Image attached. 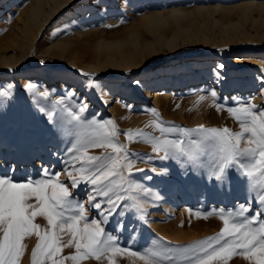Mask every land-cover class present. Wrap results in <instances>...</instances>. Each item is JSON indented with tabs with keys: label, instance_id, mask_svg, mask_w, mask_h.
I'll list each match as a JSON object with an SVG mask.
<instances>
[{
	"label": "rangeland",
	"instance_id": "rangeland-1",
	"mask_svg": "<svg viewBox=\"0 0 264 264\" xmlns=\"http://www.w3.org/2000/svg\"><path fill=\"white\" fill-rule=\"evenodd\" d=\"M25 1L0 0V39L17 32L14 22L18 10L31 2ZM13 7H17L16 13ZM173 9L183 10L179 17L184 20L179 18L178 24L165 14L168 24L155 31L144 20L147 14ZM263 23L264 0L66 1L36 33L25 56L23 48L10 46L8 54L23 57L17 66L0 67V91L13 86L10 97L0 96V177L24 182L42 178L45 169L59 173L60 181L88 209V217L101 219L98 210L89 204V196L96 195V186L81 182L71 187L68 172L78 176L75 168L81 162L72 159L76 153L69 149L93 131L89 122L115 123L118 142L129 153L133 167L121 169L123 180L120 176L110 177L113 183L108 186L126 199L117 201L118 207L102 227L116 238V246L127 251L107 253L99 261L93 258L82 264H109V260L115 264H145L130 253H143L154 242L175 252L215 236L223 228L221 209L236 212L240 205L249 203L253 212L245 215L264 209L259 203L262 189L253 187L254 181L235 168L227 170L226 180L217 181L209 177L206 168H194L179 158L162 159L163 152H154L153 145L146 142L150 137H180L177 132L162 134L154 127L157 120L170 129H197L203 125L239 132L240 124L229 108L255 105V110H264V66L238 62L245 56L264 59ZM178 27L186 29L180 33ZM173 33H177L174 42L181 45L190 36L206 34L209 40L170 50L161 37L169 39ZM132 37L140 47L157 43L158 52H141L131 64L123 66L114 62L121 56L116 48L106 52L99 42L123 41L120 49L127 52L134 46ZM57 44L67 46L61 50ZM25 77L34 80L27 85L22 81ZM90 80L98 82L100 88L88 87ZM61 83L69 87L62 89ZM158 89L164 90L163 97L154 101L153 92ZM213 90L215 99L210 94ZM42 92L49 94L47 99L40 96ZM202 95L205 99L199 101ZM80 105H86L81 120L72 121L67 109L78 112ZM49 113H54L51 120ZM138 130L145 136L129 141L124 135ZM88 151L95 156L112 154L111 149ZM105 199L96 195V201ZM36 222L46 225L42 217ZM37 241L35 235L25 239L27 247L20 264H31ZM72 252L74 249L65 248L63 254ZM228 264L252 262L236 255Z\"/></svg>",
	"mask_w": 264,
	"mask_h": 264
},
{
	"label": "snow or ice",
	"instance_id": "snow-or-ice-1",
	"mask_svg": "<svg viewBox=\"0 0 264 264\" xmlns=\"http://www.w3.org/2000/svg\"><path fill=\"white\" fill-rule=\"evenodd\" d=\"M87 86L100 88L99 83L92 80ZM12 88V85H8L0 91V96L10 97ZM210 94L216 98L214 90ZM48 95L47 92L40 93L44 99ZM204 99L203 95L199 97V101ZM85 109L86 105H80L78 112H73L71 108L67 111L72 121L79 122L80 113ZM255 109V105L228 109L240 124L239 132H233L227 127L205 128L203 125L197 129H170L157 120L154 127L162 134L177 132L180 137L163 140L150 137L146 142L153 145L154 152H163L162 159L179 158L194 168H206L209 177L217 181L226 180L227 170L235 168L254 181L253 187L258 185L262 189L259 203L264 205V110ZM53 115L54 113H49L50 120ZM89 127L93 131L86 138L78 139L73 148L69 149L76 153L72 159L81 162V166L75 168L78 176H74L72 172H68V175L72 177V188L81 182L89 183L96 186V195L106 198L96 201V195L89 196V204L98 210L101 219L88 217V209L75 199L69 186L60 181L59 173H51L45 169L42 178H29L24 182L2 176L0 264H20L27 247L24 241L33 235L38 241L31 252V264H82L93 258L99 261L107 253L115 255L127 251L116 246V238L106 232L102 225L107 223V217L118 207L117 201L126 199L115 188L108 186L113 183L110 177L120 176L123 180L121 169H131L133 162L124 146L118 142L119 133L114 122L97 124L93 121L89 122ZM124 135L129 141L145 136L139 130L135 133L126 132ZM193 135L197 138L192 139ZM89 148L111 149L112 154L90 155ZM121 191L124 189L121 188ZM137 207L143 211L142 205L138 204ZM251 212L253 209L250 203L240 205L236 212L229 210L225 213L221 209V231L187 248L173 252L166 247L155 246L154 242V246L145 249L143 253L130 254L138 256L145 264H228L236 255H242L252 264H264V221L261 220L264 209L245 215ZM37 217L44 218L46 225L37 223ZM64 236L68 239L65 240ZM65 248L74 249V252L64 255ZM109 264H115V261L109 260Z\"/></svg>",
	"mask_w": 264,
	"mask_h": 264
},
{
	"label": "bare ground",
	"instance_id": "bare-ground-1",
	"mask_svg": "<svg viewBox=\"0 0 264 264\" xmlns=\"http://www.w3.org/2000/svg\"><path fill=\"white\" fill-rule=\"evenodd\" d=\"M9 1V0H8ZM15 1V0H14ZM30 1V0H28ZM66 1H69V0H31V2L29 3H25L23 7H18L19 8V15L17 16V18H15V22H14V25L16 26L17 28V32H15V35H14V32L13 34H5L3 37H1L0 39V67H5V66H8L9 69L10 68H14L17 66L18 62L21 59H17L15 54H8V51L9 49H12L10 46L14 45V48L15 46H19L20 48H23L22 50V55H26L29 47L32 45L33 43V40H34V37L36 35V33L42 28V26H44V24L51 18L52 14L58 9L59 6H61L63 3H65ZM27 2V0L25 1ZM9 3V2H8ZM1 4V3H0ZM95 4V2H94ZM255 4V3H254ZM20 5V4H19ZM22 5V4H21ZM245 5H252V3H245ZM244 5V6H245ZM254 6V5H253ZM257 6V5H256ZM260 6V5H258ZM262 7V6H260ZM14 12L16 13V8L13 7ZM168 12V11H167ZM158 12V13H152V14H147L145 17H144V20H147L148 21V25L149 27H151L150 29H156L158 30V28H161L163 26H166L168 23H167V17L164 16L165 14L166 15H169L172 17L173 21L175 23H180L179 22V14L183 13V10H179V9H173L172 11L170 12ZM189 12V11H188ZM188 12H184V13H188ZM184 17V16H183ZM14 19V18H13ZM182 19V18H181ZM184 18L181 20L183 21ZM258 20V19H257ZM172 21V22H173ZM173 22V23H174ZM256 22V21H255ZM258 22V21H257ZM256 22V23H257ZM261 22V20H260ZM167 23V24H166ZM264 24V23H263ZM13 25V24H12ZM11 25V26H12ZM13 25V26H14ZM175 25V24H174ZM260 25V24H259ZM262 25V23H261ZM176 26V25H175ZM264 26V25H263ZM263 26H262V29H263ZM257 27V26H256ZM179 28V27H178ZM188 28V27H187ZM227 28V27H225ZM183 29H186V27H183V28H179L178 32H182ZM261 29V28H260ZM16 30V29H15ZM225 30V29H224ZM11 31V30H10ZM154 31V32H155ZM263 31V30H262ZM163 32V31H161ZM174 32V31H173ZM177 32V31H176ZM227 32V31H226ZM264 32V31H263ZM262 33V32H261ZM177 33H173L169 39L167 38H164L161 37V41H163L164 43H166L168 45V48L170 50H173V49H176L177 47L179 46H189V45H193V44H196V43H204V42H207L209 40V37L208 35L206 34H203L201 35L200 37H188V38H184L183 39V43L182 45L174 42L175 41V37L177 36L176 35ZM254 34V33H253ZM258 34V32H257ZM255 34V35H257ZM260 34V33H259ZM170 35V34H169ZM179 35V34H178ZM258 36V35H257ZM264 37V33L263 35L261 34V38ZM260 38V36H259ZM260 38V39H261ZM128 39V38H126ZM263 39V38H262ZM132 40H133V43H134V46H132L133 48L128 50L127 52H124L121 48L123 44V41L118 43L117 41H99L103 46H104V50L106 52L112 50L113 48H116L117 52L119 53V55H121L118 60L114 59V62H118L119 65L120 64H124V65H128V64H131L132 60L134 59V57L138 54H140L141 52H148L149 54H156L158 51H157V48H158V44H154V43H149L147 44L146 42V46H138L137 45V39L136 37H132ZM127 40H125L126 42ZM153 41V40H152ZM6 42V43H5ZM11 44H8L10 43ZM157 42V41H156ZM182 42V41H181ZM131 43V42H130ZM117 44L118 46L120 47H117ZM142 44V43H141ZM161 44V43H160ZM165 44V45H166ZM55 45V44H54ZM66 44H57V47H61L59 49L63 50L65 48ZM67 46V45H66ZM157 48H156V47ZM56 47V46H55ZM124 47V46H123ZM127 47V46H126ZM131 47V46H130ZM18 48V47H17ZM19 48V49H20ZM128 48V47H127ZM21 51V50H20ZM161 52V51H160ZM110 55V53H108ZM21 57V56H20ZM143 57V55H142ZM238 62L240 63H243V62H250V63H256V64H261L262 66H264V59L260 60V59H254L253 57H249V56H245V57H241ZM112 65V64H111ZM123 65V66H124ZM90 67V66H89ZM219 68V67H218ZM33 78H35V76H33ZM33 78L31 77H25L22 81L24 84H27V85H30L32 83L31 80H34ZM37 78V77H36ZM21 82V81H20ZM62 86V89H66L67 87V83H61L60 84ZM74 89V88H73ZM164 91V90H162ZM162 91L161 90H155V92H153V97H154V101H159L163 96L161 95L162 94ZM167 94V93H166ZM164 94V95H166ZM166 101V100H165ZM117 112V110H116ZM37 162V160L35 161ZM39 163V162H37ZM189 173V172H188ZM186 177V175H185ZM217 185V184H216Z\"/></svg>",
	"mask_w": 264,
	"mask_h": 264
}]
</instances>
